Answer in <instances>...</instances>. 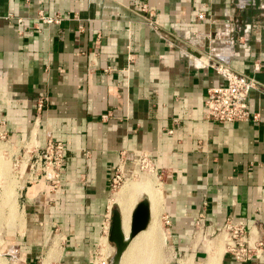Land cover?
Masks as SVG:
<instances>
[{"label":"crops","instance_id":"crops-1","mask_svg":"<svg viewBox=\"0 0 264 264\" xmlns=\"http://www.w3.org/2000/svg\"><path fill=\"white\" fill-rule=\"evenodd\" d=\"M39 11L60 19L43 23ZM207 50L260 83L247 94L255 121L203 117L206 89L222 83L193 57ZM0 131L15 146L64 145L54 192L37 174L36 186L22 178L16 187L24 228L34 233L21 245L28 264H91L121 151L146 152L159 172L173 258L191 251L201 214L207 233L228 220L263 243L256 258L224 254L220 264H264L261 0H0Z\"/></svg>","mask_w":264,"mask_h":264},{"label":"rangeland","instance_id":"rangeland-1","mask_svg":"<svg viewBox=\"0 0 264 264\" xmlns=\"http://www.w3.org/2000/svg\"><path fill=\"white\" fill-rule=\"evenodd\" d=\"M55 140H58V139H55ZM12 142H13V140L8 139L7 134L4 136V138H0V146L2 147V151H3V156L2 155L0 156V162H2L0 167H1V169L4 168L5 170H10V172L12 174V182H13L12 187H10V188H12L11 196H10V192H8V188H9L8 182L4 183L3 185L0 184V196L1 197L7 196L8 200H9V201L7 200V204H10V205L14 204L15 208H16V211L14 213V218L12 219V222H11L12 224H11V226H9V223L6 222V217H5L6 208L0 207L1 208L0 209V218L2 219V220L0 219V264H28L26 261H24V249L26 248V246H21L22 241H24V239H25L24 237L27 234V231L24 228L25 215L23 214L20 205L17 204V201H16V197H17L16 187H18L22 183V180H23L22 178L25 179L26 173H24V170L26 171L28 168L27 164H26V160H29L28 163H32L34 165L38 164L37 168L33 165V167L31 168L32 169V176H29V177H33V175L38 173L37 179H40V175L43 174V172H40V169L44 168V166L47 164L48 159H46V157L49 156V152L46 151V149H45V143L39 148H34V149L28 151L29 148L27 146L22 145L20 147L17 145L18 146L17 147ZM63 147H64V145H63ZM26 150H27V152H26ZM147 156H148L147 158L149 159L150 163L152 164V162H151L152 160H151L150 156L149 155H147ZM140 158H141V152L140 151L133 153L132 156L128 153H124L123 151L120 152L118 162L122 159L124 160L123 161V170H124L125 175L121 176L119 174V172L116 169H114L115 170L114 173H117V175L120 178L119 179L116 178L117 182L114 183V186H112L111 178H110V185L109 186H110V191L112 190V193L119 192L123 187H125V188L129 187L128 189L130 190L133 182L134 183L140 182L136 178L137 176L136 177L134 176L135 174L149 173L153 169L156 173L157 178L159 179V172L157 171L156 167L153 164L152 165L151 164L146 165L145 163H142ZM21 159L23 161L21 162V164L17 165ZM63 160H64V154H63ZM19 168H21V170ZM36 181L37 180H35V182ZM43 181L46 184V188L44 191H46V189L48 190L45 193L49 194V193L54 192L53 191L54 188H52L51 182L49 180H43ZM30 184H32V182L26 183V185H28V187H30ZM34 186H36V185H33V187ZM143 196L146 197V195L143 193L138 194V196L135 198H133V196H131L132 198L129 196V200L132 199L131 201H129L130 202V209H132L134 203ZM12 200H13V202H12ZM115 206L118 207L117 204L112 205V207H115ZM1 214L3 217L1 216ZM109 220H110V218H109ZM101 222L102 223H100L101 228L99 230V236L101 234L103 236L104 235L106 236L105 231L102 232V226L106 222L105 217L102 218ZM196 222L198 224L196 226L194 224L193 233H192L194 235V238H193V242H192V246H191V251H190V246H189L188 249H186V251H185L186 255L183 254L184 259H182L181 261L186 262L187 260L192 258V257L189 258L188 256L191 253L194 254V250H195V253L197 256H196L195 260L192 259L191 264H202V261H203L204 257L206 256L208 245L213 243V242H219L220 244H222V243L224 244L227 240V237H226L224 230H221V227H219L218 229H214L213 233H209L210 231L207 233L205 231V228L203 229L202 226H200L201 225V224H199L200 221L199 222L196 221ZM161 224H165L163 218L161 219ZM22 226H23V228H22ZM198 226H200L202 228V231H201V228ZM33 234L29 233L27 235H28V237H32ZM196 237H197V241H196ZM195 242L197 244L193 248V244ZM107 243H108V252H107V255L105 256V259L102 260V264H108L109 258L111 256V254L113 253V244L111 242H109L108 239H107ZM160 245H161L160 246L161 254L163 253L162 256L166 257V260L162 261L161 264H179V260L177 258H173L171 256V253H170L171 250H170L169 246H167L168 247L167 250L170 254V255H168V252H167L165 245L163 243V238L161 240ZM41 248L44 251V248L43 247H41ZM99 248H100V245L99 246L97 245L95 248V252L92 253L91 264H94V260L97 261L96 258L100 256ZM187 253H189L188 256H187ZM222 255H224L223 252H222ZM31 264H41V262L38 261L35 263H31Z\"/></svg>","mask_w":264,"mask_h":264},{"label":"built area","instance_id":"built-area-1","mask_svg":"<svg viewBox=\"0 0 264 264\" xmlns=\"http://www.w3.org/2000/svg\"><path fill=\"white\" fill-rule=\"evenodd\" d=\"M196 18L203 19V12H198L196 14ZM38 19L43 23L49 24L55 22L57 23L60 18L57 15H44L43 13H41V11H39ZM214 34L218 37L219 32L214 31ZM205 37H207L208 39V34ZM213 38L211 39V41L213 40ZM209 50H207L206 56L201 54L193 56L191 54V56H193L201 66L208 65L212 67L215 73H217L222 79L221 84L210 86L206 89V95L203 104V117L214 122H232L248 120L255 121L257 119V113L255 111L249 110L247 103V94L250 89L260 86V83H258L251 77L244 75L243 73L230 69L224 63V59H220L222 55L219 56L216 53L212 55ZM252 69H258V64H256V62L252 63ZM40 105L41 101L38 102L37 106L39 107ZM107 116L108 114L101 115L103 119H105ZM5 135L6 134L3 131H0V138H4ZM45 149L49 152V156L46 157V159H48V162L44 166V168L40 169V172H43V174L40 175V178H42L43 180H49L52 184V188L56 189L60 182L64 147L60 140L47 138L45 141ZM147 157L148 156L146 152H141V162L143 159H147L149 161ZM26 161L28 163L29 160ZM123 161V159L120 160L117 166L115 167V169L119 172L121 176L122 173L121 171H119V164L120 162H122L123 164ZM28 164V169L24 171V173H26V183L32 182V179L34 177V175L33 177H29L32 176L31 168L34 164ZM37 165L34 166L37 168ZM48 168L50 173L48 172ZM114 172L112 174L113 176H111L112 186H114V183L117 182L116 178H120L117 173ZM104 217L106 222L102 226V232L105 231L107 236V232L109 230L108 228L110 222V214L107 213ZM201 219L202 216L200 214L197 218V221L199 222ZM163 220L165 224L169 222L167 217H164ZM221 230H224L227 237V240L224 243L223 253L227 254L234 261H249L252 258L258 257L261 251L263 250V243L261 241H248L246 229H244V227L240 224L232 223L226 220L221 225Z\"/></svg>","mask_w":264,"mask_h":264},{"label":"bare ground","instance_id":"bare-ground-1","mask_svg":"<svg viewBox=\"0 0 264 264\" xmlns=\"http://www.w3.org/2000/svg\"><path fill=\"white\" fill-rule=\"evenodd\" d=\"M32 149L34 148L31 147L29 148V150L28 149L27 150L30 151ZM1 155L3 156V151H2V147L0 146V156ZM22 161L23 160L21 159L17 165L21 164ZM142 163H145L147 165L150 164V161H148L147 159H143ZM1 164L2 162H0V165ZM26 164L27 167H29L27 161ZM19 169L21 170V168ZM119 171H121L122 175H125L122 162H120L119 164ZM48 172L50 173L49 168H48ZM134 176L135 177L137 176L136 178L140 182L137 183L133 182L130 190L128 189L129 187L128 188L123 187L119 192H114L111 198V202L119 205L120 207L118 208L119 210H121L120 215H121V223L124 234H126L128 231L130 211H131L129 201H131L132 199L129 200V196L130 197L133 196V198H135L140 193L146 195L149 204V221L147 223V226L143 230L136 233L135 236H133V238L129 241V243L127 244L126 248L124 249V251L120 256V260L118 264H161L162 261L166 260V257L162 256L163 253L161 254L160 251L161 240L166 234L162 228L161 220H160V212L162 206L161 184L153 169L149 173L135 174ZM6 182H8L9 185L8 192H10V196H11L12 188L10 187H12L13 184L12 174L10 170H5L4 168L1 169L0 167V184L3 185ZM6 197L0 196V207L6 208V212H5L6 222L9 223V226H11L12 224L11 222L12 219L14 218V213L16 211V208L14 204L12 205L7 204L8 197L7 198ZM107 252H108L107 236L104 235L101 240L100 256L97 258L96 261L97 264H102V260L105 259ZM222 252H223V246L219 242H213L209 244L207 248L206 256L204 257L202 264H219ZM191 262H192V258H190L186 262L179 261V264H191Z\"/></svg>","mask_w":264,"mask_h":264},{"label":"water","instance_id":"water-1","mask_svg":"<svg viewBox=\"0 0 264 264\" xmlns=\"http://www.w3.org/2000/svg\"><path fill=\"white\" fill-rule=\"evenodd\" d=\"M149 221V204L145 196L138 199L131 211L129 218L128 231L124 234L121 223L120 210L117 206L111 209L109 231L107 239L113 244V253L109 258L108 264H118L120 256L129 241L136 233L143 230Z\"/></svg>","mask_w":264,"mask_h":264},{"label":"flooded vegetation","instance_id":"flooded-vegetation-1","mask_svg":"<svg viewBox=\"0 0 264 264\" xmlns=\"http://www.w3.org/2000/svg\"><path fill=\"white\" fill-rule=\"evenodd\" d=\"M261 2L263 3V5H264V0H261Z\"/></svg>","mask_w":264,"mask_h":264}]
</instances>
